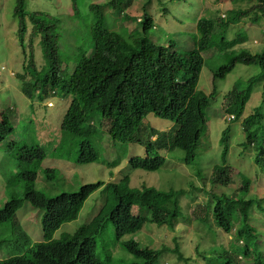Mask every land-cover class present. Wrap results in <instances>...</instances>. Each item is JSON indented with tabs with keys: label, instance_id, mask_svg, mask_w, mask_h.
Masks as SVG:
<instances>
[{
	"label": "trees",
	"instance_id": "16d2710c",
	"mask_svg": "<svg viewBox=\"0 0 264 264\" xmlns=\"http://www.w3.org/2000/svg\"><path fill=\"white\" fill-rule=\"evenodd\" d=\"M133 1L106 0L103 3L89 5L95 16L89 27L93 49L89 53L82 54L66 77L59 67L60 56L56 42L59 18L46 11H29L26 8L27 0H15L13 14L17 22V37L23 52L22 59L26 74L21 78L29 76L28 80L23 81L21 91L28 98L38 97L39 101L53 89L64 94H72L67 111L60 118L59 126L54 127L53 142L59 137V130L70 133L78 142L76 162L97 161V153L91 138L94 135L91 126L88 125L94 117H97L108 123L107 132L113 141L133 139L144 144L143 156H130L129 163L132 168L147 171L159 169L166 161L165 155H159L160 149H165L166 152L180 149L183 152L181 162L193 163L208 121L206 108L210 96L195 87L196 72L203 65L202 52L217 46L218 51L223 55L230 54V58L227 63L213 71L214 80L217 77H224L236 63H255L260 67L259 78L255 79L251 76L243 89L234 85L227 91L224 96V110L232 115L234 120L241 118L242 132L246 138L243 143L253 144L256 149L254 162L260 163L264 168V113L262 112L264 92L261 93L262 102L256 104L249 114L243 115L253 86L262 81L264 91V48L256 52H250L246 48H239L238 51L232 49L247 40L242 23L247 20L250 24H255L264 19V0H255L253 4H249V0H243L246 1L244 6L238 8L234 6L228 12L224 11L227 15L221 16L214 10V18L202 17L196 20L194 46L183 52L177 51L172 44L160 45L145 36L153 23L151 15L145 10V5L141 6L143 15L138 21L142 36L133 35L135 31L133 29L125 39L118 31L107 26L106 11L121 19L123 28L129 27L128 22L136 19L126 12ZM238 1L242 0H229L232 3ZM77 4L78 0H71L68 8L72 14L77 12ZM26 18L30 23H27ZM230 24L231 29L228 28ZM29 25H31L30 31H28ZM37 36H39L38 44L42 56L45 58V63L41 66L35 61L34 54L33 42ZM191 72L195 75V83L189 77ZM43 108L44 115L46 108L45 106ZM6 111L10 113V108ZM149 113L174 121L173 127L159 131L149 124L144 125L142 119ZM3 114L0 113V140L11 136L14 140L8 143L9 147H15L17 142L19 143L15 153L13 150H10V153H13L17 160L15 167L21 168V171L11 179H7L6 183L21 185L24 199L33 207L42 209L44 214L41 222L43 240L30 244L22 254L0 260V264H103L97 254L96 240L109 222L113 225L115 235L119 237L129 233L135 234L146 221L155 223L158 227L164 226L175 233L170 238L172 250L178 258L184 259L178 237L182 229L175 227L177 224L191 221L211 223L230 233L236 224L235 219H238L239 226L233 231L231 241L235 237L238 242L242 241L239 243L243 244L241 252L239 247L228 249L222 244L224 250L217 253L214 264H235L234 260L239 261L242 252L245 256L252 257L253 264H264V253L259 249L255 239L257 229L250 221L254 211L258 210L264 214V195L263 197L256 193L252 196L246 195L250 188L249 181H244L230 194L223 193L217 196L207 190L206 200L196 206L192 204L190 197V200L185 201L181 207V198L188 194L186 188L162 190L145 185L139 188L130 185L128 174L123 175L116 182L104 183L98 180L84 183L76 191L61 192L56 196L47 197L34 186L35 166L38 167L47 153L41 145L26 140L17 133L11 122L7 124L2 120ZM154 135L156 137L152 139ZM62 142L64 139L60 136L58 143L62 145ZM228 142L229 127L226 126L219 138V144L222 146L220 151L222 161L213 166L208 178L212 186L216 184L228 186L234 182L229 167L225 164ZM107 164L118 165L119 160L115 159ZM55 172L54 169L45 170V178L51 179ZM101 187L106 196L91 221L78 227L71 234L65 233L53 239L52 234L61 223L75 219L87 197ZM197 190L205 192L204 188ZM241 190L245 192L238 196L237 192ZM18 205V200H8L0 209V221L10 217L12 219ZM191 205L193 209L190 215L188 210ZM144 209L147 211L146 215L142 214ZM200 229L199 227V231ZM215 230L217 229H214V232ZM16 233L23 234L22 230ZM249 243L254 246L253 253ZM122 246L127 252L142 258L141 264H160L159 257L163 256L166 249L171 248L165 245H161L162 248L140 246L134 238L124 240ZM200 255L203 253L201 252ZM204 262L213 264L212 260L206 258Z\"/></svg>",
	"mask_w": 264,
	"mask_h": 264
},
{
	"label": "rangeland",
	"instance_id": "374dc122",
	"mask_svg": "<svg viewBox=\"0 0 264 264\" xmlns=\"http://www.w3.org/2000/svg\"><path fill=\"white\" fill-rule=\"evenodd\" d=\"M105 1L78 0L77 12L72 14L70 8H68L71 0H27V10L46 11L59 18L56 27V42L60 56L59 67L64 76L67 77L71 73L79 59L80 52L85 50V53H89L93 49L89 27L92 21L95 20V16L89 5ZM245 2L243 0L234 3L229 2V0H134L132 5L126 9L130 16L136 17V20L128 22L129 27L124 25L125 28H123L121 19L113 17L107 11L105 19L106 22L108 21L107 26L118 31L125 39L133 29H135L133 35L142 36L143 33L137 19L142 17L143 10H141V6L145 5V10L153 20L152 27L147 30L145 36L160 45L168 46L172 44L177 51L183 52L194 46L196 20L202 19V17L214 18V10L222 16L224 11L228 12L234 6H236L235 8L244 6ZM254 2L255 0H249V4ZM14 5L15 0H0V113H4L1 119L7 124L11 122L17 133L23 138L32 140L43 147L47 154L41 167L54 168L56 171L51 179H45L40 168L38 177L35 179V188L41 190L47 197H53L61 192L76 191L83 183L98 180L109 182L112 179L117 181L122 175L129 174L130 185L139 188L142 185L154 186L162 190L189 187L187 189L188 194L181 198V207L190 197H192V204L195 203L194 206L204 202L207 198V190L215 195L230 194L234 189L240 187L244 181H249L250 185L246 195L252 196L253 193H256L263 197L264 168L260 163L254 162L256 149L250 147V144H247L244 148L242 142L246 138L244 132H242L241 118L227 121L226 117L229 114L224 110V96L228 90L232 89L234 85L243 89L248 84L249 77L254 76L257 79L261 76L258 64L236 63L224 77H217L214 80L213 71L227 63L230 54L225 55L224 53L223 55L222 52L218 51L217 46L202 52L203 65L196 72L195 87L210 95L206 108L208 121L200 138L199 150L193 163L185 164L181 162L183 152L180 149H175L172 152L162 150L161 153L166 156V161L159 169L147 171L141 168H132L129 163L130 156H143L145 153L144 145L133 142V139L113 143L107 132L108 123L97 117H94L88 125L91 126V132L94 135L91 138L98 160L91 163H79L76 162L78 142L70 133L59 130V137L54 141V145L42 144L38 139V136L49 135L53 141L54 127L60 124V112L56 111L59 102L55 98V106L46 108L43 115L44 108L38 97L28 98L21 91L22 82L28 80L29 77L20 78L21 73H23V52L17 37V22L13 14ZM26 21L30 23L28 18H26ZM236 24L240 25V23ZM242 24L244 25L242 28L247 34V40L232 49L238 51L239 48H246L250 52L263 49L264 19L255 24H250L246 20ZM228 28L231 29V24ZM29 29L30 25L28 26ZM38 40L39 36L33 42L34 54L35 61L41 66L45 63V58L42 56ZM11 73H14V75ZM189 77L191 80L195 79L193 72L190 73ZM213 84L215 85L214 90ZM262 92H264L263 83L260 81L253 86V91L244 107V116L249 114L256 104L259 105L262 102ZM71 95L68 93L67 96H64L66 103ZM262 107L264 113V105ZM9 108L10 113L6 111ZM142 123L144 125L149 124L159 131H166L174 125V121L154 116L152 113L147 114L142 119ZM226 126L229 127V151L226 163L230 167L229 171L234 182L228 186L218 184L212 186L208 178L213 166L221 163L220 150L222 146L219 144V138L221 131ZM60 136L64 139L62 145L59 144ZM12 140L14 139L9 138V136L0 140V207L13 195L21 197L23 194L21 185L14 186L6 183L7 179L18 173L13 153H15L19 143L16 141L15 147H9L8 143ZM10 150H13L12 154ZM115 159L119 160L118 165L109 166L107 164ZM197 188H204L205 192L204 190L198 191ZM193 190L195 191L193 192ZM244 192L245 190L238 191L237 195H242ZM105 196L102 188L95 190L85 200L78 216L74 220L63 223L52 234V238L57 239L65 233L71 234L80 225L88 222L97 213ZM192 209L193 205L188 210L190 215ZM185 212H187V209H185ZM43 214L42 209L31 207L29 202L23 200L16 214V219L21 223L24 230L23 235H17L12 231L9 220L0 222V259L22 254L32 242L42 239L41 222ZM142 214H147L146 209ZM237 220L235 219L236 224L230 233L224 232L211 223L202 224L191 221L177 224L175 227L182 229L178 233L181 249L187 255H194L195 249L198 247L203 255H201V261L197 259L198 262L192 260L188 263L186 260L177 262L175 255L169 253L165 264H205V258L212 260L214 264L216 261L215 256L218 252L224 250V246L228 249L239 247L241 252L243 244L240 245L239 243H242V241L238 242L236 237L231 241L233 231L239 226ZM250 221L257 229L255 239L259 249L264 253V214L258 210L254 211ZM199 227L201 228L200 231ZM214 229L217 230L214 232ZM174 234L164 226L158 227L155 223L146 221L135 234H126L116 238L113 225L109 222L104 232L97 237V254L103 260V264H141L143 259L127 252L122 246V241L134 238L140 246L150 245L157 248L155 246L165 245L172 247L170 238ZM248 245L253 253L254 246L251 243ZM159 258L162 259V256ZM234 262L235 264H253L252 257L250 255L245 256L243 252L239 261L234 260Z\"/></svg>",
	"mask_w": 264,
	"mask_h": 264
},
{
	"label": "clouds",
	"instance_id": "9594fccd",
	"mask_svg": "<svg viewBox=\"0 0 264 264\" xmlns=\"http://www.w3.org/2000/svg\"><path fill=\"white\" fill-rule=\"evenodd\" d=\"M132 5V4H131ZM111 15V14H110ZM113 16V15H112ZM113 17H115V16H113ZM115 18H117V17H115ZM136 20V19H135ZM138 21L140 20V18H138L137 19ZM107 23H108V21H107ZM138 23V22H137ZM109 28H110V26H108ZM30 29H31V25H30ZM30 29L28 30V31H30ZM111 29V28H110ZM113 30V29H112ZM116 31V30H115ZM89 34H90V32H89ZM91 35V34H90ZM92 40V39H91ZM83 53H85V50L84 51H82V52H80L79 54H80V56H79V59H80V57L82 56V54ZM78 59V60H79ZM77 63H75V65H76ZM74 65V66H75ZM12 75H14V73H11ZM24 74H25V69H24V66H23V73H21V75H20V78L21 77H23L24 76ZM26 75V74H25ZM27 77H29V76H27ZM22 84H23V82H22ZM21 84V85H22ZM68 94V93H67ZM67 94H64L62 91L60 92L59 90H57V89H53V90H51V91H49V93L46 95V96H44V98L42 99V100H40L39 102H41L42 103V107L43 106H45V108H49V107H54L55 106V98L57 99V101L59 102V105L57 106V108H56V111H58V112H60V115H59V118H61L63 115H64V113L67 111V108H68V106H69V103H70V100H71V98L67 101V103H66V101H65V99H64V96H67ZM71 94V93H70ZM64 112V113H63ZM227 118H228V120L227 121H230V120H232L233 118H232V115H227ZM44 119V118H43ZM42 119V120H43ZM242 128V127H241ZM156 136L154 135V136H152V139H154ZM9 138H11V136H9ZM38 139L41 141V143L42 144H53L54 145V142L51 140L52 138H50V136L49 135H44V136H38ZM112 140V139H111ZM112 142L114 143V142H116V141H113L112 140ZM133 142H137V141H133ZM242 144H243V146H244V148L247 146V145H245L243 142H242ZM144 145V144H143ZM241 147H242V145H241ZM250 147H252V148H255L254 146H253V144L252 145H250ZM162 150H164L165 151V149H160V150H158V153H159V155H163L162 153H161V151ZM221 151V150H220ZM228 151H229V142H228ZM144 152H145V148H144ZM227 154H228V152H227ZM220 156H221V152H220ZM255 156H256V152H255ZM226 159H227V155H226ZM44 160V159H43ZM43 160H42V162H43ZM221 161H222V158H221ZM42 162L41 163H39L38 164V167H37V165L35 166V169H36V178L38 177V170L41 168V170H42V172H43V176H44V178H45V170H52V169H54V168H43V167H41V165H42ZM16 164H17V160H16ZM228 167H229V165L227 164V163H225ZM34 166V165H33ZM115 166V165H114ZM230 168V167H229ZM17 170H18V173L21 171V168L20 167H18L17 168ZM261 172V171H260ZM18 173H16V174H18ZM229 173H230V171H229ZM263 173V172H262ZM125 175V174H124ZM129 175V174H128ZM123 176V175H122ZM121 176V177H122ZM120 177V178H121ZM120 178H118V180L120 179ZM243 178H244V176H243ZM247 178V177H246ZM11 179V178H10ZM45 179H47V178H45ZM117 180V181H118ZM104 182V181H103ZM109 182H116V181H113V179L111 180V181H109ZM88 183H91V182H88ZM104 183H107V182H104ZM84 184V183H83ZM82 185V184H81ZM34 186H35V181H34ZM250 186V185H249ZM102 188V187H101ZM189 188V187H188ZM188 188H186V189H188ZM195 191V190H194ZM193 191V192H194ZM197 191V190H196ZM92 194V193H91ZM90 194V195H91ZM217 195V194H216ZM220 195H223V193H221V194H218L217 196H220ZM18 196H15V195H13L10 199H8V200H11V199H14V200H18L19 201V205H18V207L15 209V211H14V213H13V215H14V217L11 219V217L9 218V219H7V220H9L10 222H11V226H12V231L13 232H15L16 233V231H20V230H22V232H23V234H24V230H23V228H22V226H21V223L16 219V214H17V210L20 208V206H21V203H22V201L23 200H25L24 199V197H23V194H22V196L21 197H18ZM89 197V196H88ZM87 197V198H88ZM8 200H6L5 202H4V204H3V206H1L0 207V209L1 208H3L5 205H6V203H7V201ZM187 200H190V199H187ZM186 200V201H187ZM25 201H27V200H25ZM192 201V200H191ZM27 202H29V201H27ZM85 202V201H84ZM84 202H83V204H84ZM30 203V202H29ZM83 204H82V206H83ZM195 204V203H194ZM193 204V205H194ZM30 205H31V203H30ZM82 206H81V208H82ZM31 207H33L32 205H31ZM81 208H80V210H81ZM79 210V211H80ZM131 211L133 212L134 211V208L132 207V209H131ZM78 214H79V212H78ZM78 216V215H77ZM72 220H74V219H72ZM3 221H6V220H3ZM71 221V220H70ZM91 221V219L88 221V222H90ZM1 222V221H0ZM66 222H68V221H66ZM88 222H86V223H84V224H87ZM63 223H65V222H62L61 223V225L63 224ZM84 224H82V225H84ZM60 225V226H61ZM82 225H80V226H82ZM79 226V227H80ZM56 231V230H55ZM17 234V233H16ZM22 234V235H23ZM130 234V233H129ZM18 235V234H17ZM124 235H126V234H124ZM116 236V238L117 237H119V236H117V235H115ZM122 237V236H121ZM120 238V237H119ZM43 240V235H42V239L40 240V241H42ZM35 242H39V241H35ZM123 242V241H122ZM32 243H34V242H32ZM31 243V244H32ZM197 245L199 246V244L197 243ZM148 247H151V248H153L152 246H150V245H147ZM155 247H157V248H162V246H155ZM173 248L171 247L170 248V250L169 249H166V251L164 252V254H163V256H162V259H161V262H160V264H165L166 263V258H167V254H169V253H172V254H174L175 255V260L178 262V261H181V260H186V261H188V263L189 262H192V260H194L195 262H198V260L197 259H199V261H201V255H200V249L197 247L196 249H195V253H194V255H187L186 253H185V251L183 250V253H182V255L184 256V259L183 258H178V255L172 250ZM15 256V255H14ZM10 257V256H9ZM186 257H188V259H186ZM8 258V257H7ZM5 259V258H4ZM99 259L102 261V263H103V260L99 257ZM0 260H3V259H0ZM171 262H174V261H171ZM205 263V262H204Z\"/></svg>",
	"mask_w": 264,
	"mask_h": 264
}]
</instances>
